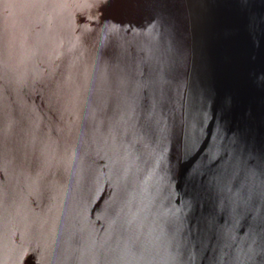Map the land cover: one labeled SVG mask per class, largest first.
<instances>
[{"label":"water","instance_id":"water-1","mask_svg":"<svg viewBox=\"0 0 264 264\" xmlns=\"http://www.w3.org/2000/svg\"><path fill=\"white\" fill-rule=\"evenodd\" d=\"M0 264H264V0H0Z\"/></svg>","mask_w":264,"mask_h":264}]
</instances>
